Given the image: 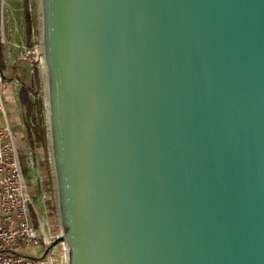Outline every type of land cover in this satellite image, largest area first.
Returning <instances> with one entry per match:
<instances>
[{
	"label": "water",
	"instance_id": "water-1",
	"mask_svg": "<svg viewBox=\"0 0 264 264\" xmlns=\"http://www.w3.org/2000/svg\"><path fill=\"white\" fill-rule=\"evenodd\" d=\"M66 264H264V0H38Z\"/></svg>",
	"mask_w": 264,
	"mask_h": 264
},
{
	"label": "built area",
	"instance_id": "built-area-1",
	"mask_svg": "<svg viewBox=\"0 0 264 264\" xmlns=\"http://www.w3.org/2000/svg\"><path fill=\"white\" fill-rule=\"evenodd\" d=\"M20 59L33 64L38 62L39 45L22 46ZM4 112L0 104V116ZM33 165L41 186L42 203L39 205L29 192L12 130L8 125L0 127V264H66L64 244L45 256L62 231L56 234L53 230L41 169L39 164ZM26 249L38 252L28 255L24 253Z\"/></svg>",
	"mask_w": 264,
	"mask_h": 264
},
{
	"label": "crops",
	"instance_id": "crops-1",
	"mask_svg": "<svg viewBox=\"0 0 264 264\" xmlns=\"http://www.w3.org/2000/svg\"><path fill=\"white\" fill-rule=\"evenodd\" d=\"M7 45L5 34L0 30V104L5 108L4 114L0 116V127L8 125L11 128L29 192L33 198L36 197L34 200L39 205L42 203L41 186L34 163L40 166V175L48 193L51 184L46 174L44 146L38 142L27 122V108L20 94L24 86L34 87L37 70L32 62L20 59L21 48L25 44H16L17 58ZM47 203L51 204L49 198Z\"/></svg>",
	"mask_w": 264,
	"mask_h": 264
},
{
	"label": "rangeland",
	"instance_id": "rangeland-1",
	"mask_svg": "<svg viewBox=\"0 0 264 264\" xmlns=\"http://www.w3.org/2000/svg\"><path fill=\"white\" fill-rule=\"evenodd\" d=\"M27 13H29L32 23V30L34 37L30 42L28 40V23H27ZM0 30L5 34L6 42H8V47L11 48L14 56L17 58L16 44L23 43L26 46H29L34 42L37 43L40 47V59L38 62L34 63L36 66V78L34 83V97L33 100L39 103V115L42 118L41 125L45 128L46 131V117H45V102H44V86H43V71H42V56H41V39H40V24H39V8L38 0H0ZM31 88V87H30ZM44 147L43 154L45 157V165L47 167V177L51 184L52 192H47L48 198L51 200V204H48V212L50 213V220L55 233H60L61 224L58 213L57 201H56V192L54 184V175L53 168L51 163L50 151L47 140L46 133V143L42 144ZM44 165V164H43ZM36 200V197H34ZM56 208V212L52 215V207ZM36 249H27L24 250V253L28 255L37 254Z\"/></svg>",
	"mask_w": 264,
	"mask_h": 264
},
{
	"label": "trees",
	"instance_id": "trees-1",
	"mask_svg": "<svg viewBox=\"0 0 264 264\" xmlns=\"http://www.w3.org/2000/svg\"><path fill=\"white\" fill-rule=\"evenodd\" d=\"M26 4H28V0H26ZM27 23H28V40L31 42L34 34L32 30V23L29 13H27ZM37 43L33 41L31 45H29L30 48L34 47ZM34 89L30 87H23L21 89V101L23 105L27 108V122L30 125V127L33 129V132L35 134V137L37 138L38 142L41 144L46 143V131L45 128L41 125L42 118L39 115V103L35 100H33L32 96L34 95ZM34 97V96H33ZM49 192H52L50 190ZM52 215L54 212H56V208L53 206L51 208Z\"/></svg>",
	"mask_w": 264,
	"mask_h": 264
},
{
	"label": "flooded vegetation",
	"instance_id": "flooded-vegetation-1",
	"mask_svg": "<svg viewBox=\"0 0 264 264\" xmlns=\"http://www.w3.org/2000/svg\"><path fill=\"white\" fill-rule=\"evenodd\" d=\"M46 204H47V206H48L47 200H46Z\"/></svg>",
	"mask_w": 264,
	"mask_h": 264
}]
</instances>
